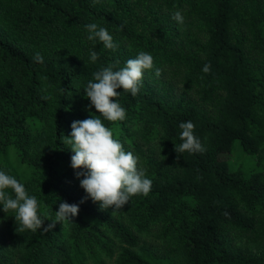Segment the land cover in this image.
Wrapping results in <instances>:
<instances>
[{
	"label": "trees",
	"instance_id": "obj_1",
	"mask_svg": "<svg viewBox=\"0 0 264 264\" xmlns=\"http://www.w3.org/2000/svg\"><path fill=\"white\" fill-rule=\"evenodd\" d=\"M177 11L200 25L203 39L176 35ZM92 23L107 29L115 50L88 40ZM141 51L152 56V70L167 67L203 106L170 98L144 77L135 97L117 90L125 119L99 118L144 156L152 186L122 209L102 211L85 199L64 137L73 121L99 115L84 93L93 73L110 64L119 70ZM187 121L203 152H175ZM151 139L158 158L142 150ZM234 140L246 154H264V0H0V155L12 146L37 173L22 179L1 159L0 171L37 198L43 227L60 202L79 205L73 222L47 233L17 231L15 213L0 205V264L12 255L14 264H99L101 257L152 264L136 251L138 233L150 230L184 264H264V169L231 168L223 156ZM237 238L254 242L256 254L231 248Z\"/></svg>",
	"mask_w": 264,
	"mask_h": 264
},
{
	"label": "clouds",
	"instance_id": "obj_2",
	"mask_svg": "<svg viewBox=\"0 0 264 264\" xmlns=\"http://www.w3.org/2000/svg\"><path fill=\"white\" fill-rule=\"evenodd\" d=\"M173 19L178 24L184 23V17L179 11L173 14ZM86 28L90 33L88 40H98L108 50L116 49L117 45L107 29L98 28L95 23L86 25ZM90 59L95 62L98 54L91 52ZM34 60L43 63L39 53ZM114 68L115 65L110 64L93 73L94 79L88 82L84 92L91 102L89 108L94 107L99 115L90 114L88 119L73 121L70 137H64L66 143L71 145L73 155L70 166L86 194L85 199L99 204L102 211L112 209V212L122 209L133 196L148 195L152 181L146 178L144 169H138V157L123 150V145L113 138L112 131L99 117L102 116L109 122L125 119V109L115 100L121 94L117 90L122 89L124 93L135 97L140 90L144 71L153 68V58L141 51L135 59H129L124 67L119 70ZM210 68V65H205L202 71L207 74ZM155 75L159 77L161 70L156 69ZM179 127L182 130V143L179 147L175 146V152H203L204 148L194 136V124L187 121L180 123ZM6 189H11L14 195L7 194ZM83 202L82 200L81 203ZM0 205L5 214L9 211L15 213L17 231L20 232H36L43 228V232L47 233L52 231L57 223L73 222V218L79 213L78 204L60 202L59 210L55 212V220L43 227L45 220L38 215L37 198L29 196L24 185L4 171H0Z\"/></svg>",
	"mask_w": 264,
	"mask_h": 264
},
{
	"label": "rangeland",
	"instance_id": "obj_3",
	"mask_svg": "<svg viewBox=\"0 0 264 264\" xmlns=\"http://www.w3.org/2000/svg\"><path fill=\"white\" fill-rule=\"evenodd\" d=\"M184 17V23L178 24L172 16V28H174L176 35L178 37H194L203 39L204 33L201 30L199 24H197L193 19L186 17L183 13H181ZM160 69V68H157ZM155 69L153 70H145L143 77L145 78L146 83L150 87H154L156 89L160 88L163 93H165L170 98L174 99H183L190 100L196 102L199 106H203L202 102L198 100V97L195 93L187 87H183L177 79L174 77L173 73L168 71L167 67L161 70V75L156 77ZM29 127L32 130H38L40 123L36 120H32L28 122ZM123 145L127 148L124 150H129L132 152L134 156L138 157V169H143L142 163L144 160V156H140L133 151L128 145V141H124ZM125 142V143H124ZM127 143V145H126ZM142 150L149 155H153L158 158L156 140L151 139L148 143L142 146ZM223 158L227 161L229 166L233 169H239L243 172H249L254 170L264 169V154L261 156L249 155L242 151L240 145L236 140L231 142L230 150L228 153L223 156ZM0 159L4 161L13 171H15L18 176L22 179L28 178L33 174H36L37 171L28 164L21 162L18 159L14 149L12 146L8 147L6 151L0 155ZM162 166H166L161 162ZM97 209H100L99 204H96ZM3 220L0 218V227H3ZM3 228H0L2 231ZM138 245L136 247V251L142 252L146 254L150 259L152 264H184L183 258L178 253H170L165 254V244L161 239L156 236L155 230H150L147 232L138 233ZM250 239L246 238H237L234 240L231 248L240 251L245 256H254L257 252L256 247L252 244ZM15 248L11 247L10 250L14 251ZM9 264H14V255L11 256ZM87 264H93L90 261ZM99 264H114V258L101 257V261Z\"/></svg>",
	"mask_w": 264,
	"mask_h": 264
}]
</instances>
